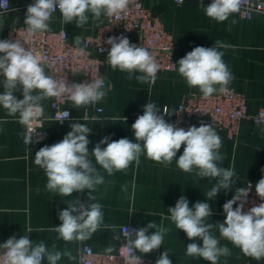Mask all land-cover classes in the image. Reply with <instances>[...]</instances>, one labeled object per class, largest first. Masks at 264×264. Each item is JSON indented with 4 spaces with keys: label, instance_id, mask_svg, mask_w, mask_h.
Segmentation results:
<instances>
[{
    "label": "crops",
    "instance_id": "crops-1",
    "mask_svg": "<svg viewBox=\"0 0 264 264\" xmlns=\"http://www.w3.org/2000/svg\"><path fill=\"white\" fill-rule=\"evenodd\" d=\"M9 1L13 9L0 17V40H9L14 25L26 26L17 8L35 2ZM143 5L158 17L163 29L172 35L177 47L173 54L174 69L159 71L154 84L141 83L135 78L141 73H133L129 79L127 72L114 70L108 64L106 54L102 56L101 71L107 95L95 106L66 105L74 118L72 123L80 122L92 129L88 135L89 158L104 179L91 192L94 201L89 200L87 190L73 193L71 197H61L58 193L48 191L44 170L34 163L35 153L41 147L60 142L71 131L72 123H58L50 118L51 98L41 101L43 139L40 143L32 142L28 146L24 144L26 127L18 123V114L9 115L0 106V244L13 236L19 239L22 235H28L34 243L43 241L50 251L71 254V258L62 255L57 264H77L82 246H88L96 253L114 254L121 242V239H114V235L120 233V226L132 225L139 229L155 221L170 231L164 235L159 249L147 255L137 252V255L156 261L167 250L172 264H210L200 257L186 255L188 243L202 245V240L196 238L190 241L168 218L170 213L167 209L174 207L177 200L184 196L189 201V207L198 201L210 205L213 214L206 219V223H223L226 218L222 215L224 200L232 198L236 189L246 188L248 182L255 188L258 181L264 178V124L250 119L240 121L234 141L228 140L220 130L212 127L222 142L219 152L224 159L219 166L230 167L235 173L232 188L227 192L221 190L216 197L208 198L206 194L216 185L218 178H198L194 172L186 173L178 168L176 158L165 166L141 154L138 164L134 161L125 170L114 171L111 175L96 163L91 150L103 138L108 137L109 142L121 138L135 140L131 125L143 114L144 106L150 100L160 107L161 115L166 105L172 115H164V119L175 125L173 113L182 97L201 93L198 88L187 85L178 72L177 64L197 46L210 48L215 41L231 45L218 49L224 52L223 62L233 77L228 88L245 97L249 114L261 110L264 112V16L242 19L231 14L227 20L218 22L206 15L204 7L208 5L198 0H184L180 4L172 0H143ZM88 17L83 27H76L75 21L66 24L59 11L53 12L49 31L64 30L73 44L77 35L83 41L85 37L96 35L107 21L103 15L100 20H95L91 13H88ZM124 37L138 46L135 33H126ZM2 82L3 77L0 76V94L4 92ZM14 95L17 99H23L19 89ZM95 108H100L101 113H96ZM200 125L197 119H187L183 128L187 130L190 126ZM106 146L101 145L102 148ZM183 148L184 145L178 151L177 158L183 153ZM72 199L85 205L99 203L102 206L103 224L91 238L82 242H65L55 230L62 223L59 213L68 207L67 203ZM104 225L117 227L113 231ZM152 231L155 230L149 229L148 234ZM212 232L218 238L219 245L230 250V255L221 256L218 264H264V258L257 260L249 257L239 247L220 237L218 227H214ZM110 246L114 250L108 253L106 249ZM42 264H49L46 257Z\"/></svg>",
    "mask_w": 264,
    "mask_h": 264
},
{
    "label": "clouds",
    "instance_id": "clouds-1",
    "mask_svg": "<svg viewBox=\"0 0 264 264\" xmlns=\"http://www.w3.org/2000/svg\"><path fill=\"white\" fill-rule=\"evenodd\" d=\"M241 2L213 0L204 10L209 18L223 22L231 14L239 12ZM129 3L130 0H35L27 7L24 24L29 36L49 31L52 14L59 9L64 23L75 21L76 27H83L88 22V13L95 20H100L102 15L119 18ZM81 43L82 37L75 36L78 55L85 54L86 45L82 48ZM107 43L111 45L107 62L114 70L127 72L129 79L138 72L141 74L135 77L137 81L155 83L160 64L146 47L132 44L124 36L110 37ZM229 47L232 46L221 41H215L210 48L195 47L178 61L179 74L189 87L198 88L206 98L216 92L227 93L233 77L223 62L224 52L218 49ZM0 76L3 77L4 88L3 94H0V106L9 115L18 114V123L27 128L24 136L26 146L33 142L35 129L41 126L42 100L66 96L74 106L81 107L96 104L107 95L104 82L100 79H93L91 83L68 84L65 78L57 79L48 75L41 53L35 47L25 50L21 39L0 40ZM18 89L22 91L23 99H17L14 95ZM34 92L37 94L34 95ZM159 113L160 107L150 100L144 106L143 114L131 125L135 140L121 138L109 142L108 137L103 138L91 150L96 163L111 175L114 171L125 170L134 161L138 164L141 154L165 166L176 158L178 168L186 173L194 172L198 178H218L216 185L207 192L208 198L216 197L221 190H230L235 183V173L230 167L219 166L224 159L219 152L222 142L211 124L202 123L199 127L190 126L185 130L165 121L164 115H172L166 105L163 106V115ZM69 116L70 113L64 111L60 114L59 122L69 119ZM70 127L71 131L60 142L41 147L35 153L34 163L44 170L48 191L58 193L61 197H71L73 193L87 190L89 200L94 201L91 192L104 179L89 158L88 135L92 129L80 122L72 123ZM105 144L107 146L102 148L101 145ZM182 145L183 153L177 158ZM251 188L248 182L247 188L236 189L232 199L223 205L226 214L223 223H206L213 210L204 201L189 207L187 198L181 196L174 207L167 209L170 213L168 218L190 241L196 238L202 240V245L188 243L186 255L200 257L210 264H218L221 256L230 255V250L226 246L221 247L212 232L214 227H218L220 237L239 247L245 255L257 260L264 258V202L247 212L243 211ZM255 191L264 201V178L255 185ZM238 201L240 203L234 209L233 205ZM67 205L59 213L62 223L55 227L59 238L65 242H82L91 238L103 224L102 206L99 203L85 205L75 199ZM104 227L115 231L117 226ZM149 229L155 231L148 234ZM168 231L169 228L162 223L157 225L155 221L139 229L129 230L125 225L120 226V233L114 235V239L119 241L121 234L124 237V243L119 248L124 264H142V256L137 255V252L147 255L159 249ZM113 250L110 246L106 252L111 253ZM62 255L71 258L68 252L50 251L43 241L34 243L28 235H22L19 239L13 236L0 244V264H42L45 257L49 264H57ZM155 264H172L169 252L165 250Z\"/></svg>",
    "mask_w": 264,
    "mask_h": 264
},
{
    "label": "built area",
    "instance_id": "built-area-1",
    "mask_svg": "<svg viewBox=\"0 0 264 264\" xmlns=\"http://www.w3.org/2000/svg\"><path fill=\"white\" fill-rule=\"evenodd\" d=\"M180 4L184 0H172ZM209 5L213 0H198ZM35 3V2H34ZM33 4V3H31ZM31 4L18 7L21 16L26 19L27 7ZM9 0H0V17L12 10ZM59 11L57 9L55 12ZM60 12V11H59ZM242 19H252L256 16H264V0H242L239 12L233 13ZM126 33H135L138 46L146 47L160 64V72L172 71L174 69L173 54L177 47L173 43L172 35L165 31L158 17L143 5V0H130L127 10L117 17H107V21L101 26L94 36L85 37L80 47H85V54L78 55L77 47L73 44L62 29L57 31H46L29 36L26 26L14 25L11 29L9 40L21 39L25 50L35 47L43 57V64L48 75L57 79L65 78L68 84L91 83L93 79H100L106 85L102 75V56L108 54L111 45L107 43L110 37L124 36ZM26 40L27 42L23 41ZM171 49V50H170ZM229 89V88H228ZM72 103L66 96L51 98V119L58 123L71 124L74 118L59 122L60 114L70 111L66 107ZM93 104L92 106H95ZM96 113H101L100 108H95ZM175 126L183 128L187 119H197L201 124H211L220 130L223 135L231 141L236 139L240 121L250 119L255 123L264 124V112L261 110L256 114H249L246 108L245 97L232 89L227 93H214L211 97H204L201 93H192L182 97L180 103L174 110ZM41 126L35 129L33 142L40 143L43 139L42 126L44 117L40 118ZM27 134V128H26ZM249 192L243 211L247 212L253 206L264 202L257 195L253 184ZM248 187V183L246 188ZM232 198L225 199L223 205ZM233 205V208L239 205ZM222 215L226 216L222 209ZM129 230L135 229L132 225H125ZM120 231V228H119ZM124 243L121 234V242L114 254H101L94 252L88 246H82L80 258L77 264H124L120 256L119 248ZM156 261L142 257V264H155Z\"/></svg>",
    "mask_w": 264,
    "mask_h": 264
}]
</instances>
